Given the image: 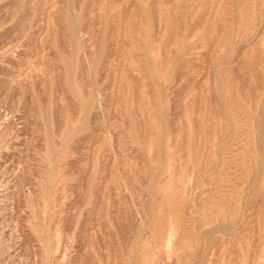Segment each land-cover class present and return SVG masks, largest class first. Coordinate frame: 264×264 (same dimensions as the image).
Segmentation results:
<instances>
[{
	"label": "rangeland",
	"instance_id": "obj_1",
	"mask_svg": "<svg viewBox=\"0 0 264 264\" xmlns=\"http://www.w3.org/2000/svg\"><path fill=\"white\" fill-rule=\"evenodd\" d=\"M0 264H264V0H0Z\"/></svg>",
	"mask_w": 264,
	"mask_h": 264
}]
</instances>
